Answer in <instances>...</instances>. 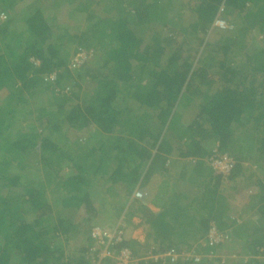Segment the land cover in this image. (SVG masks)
I'll return each instance as SVG.
<instances>
[{"label":"trees","instance_id":"1","mask_svg":"<svg viewBox=\"0 0 264 264\" xmlns=\"http://www.w3.org/2000/svg\"><path fill=\"white\" fill-rule=\"evenodd\" d=\"M24 1L0 0V91L9 76L18 81L0 92V264H95L83 248L65 253L63 241L91 239L88 225L102 214L94 200L112 187L140 201L157 168L169 182L176 147L196 158L191 169L170 191L161 185L160 215L137 209L155 232L152 251L197 246L199 262L173 264H226L215 252L229 244L248 255L244 264H264V0H53L47 17L31 1L21 38L11 27ZM216 19L228 26L213 27ZM79 48L91 55L70 68ZM51 71L55 81L43 84ZM148 116L158 135L146 133ZM213 147L234 158L226 176L205 164ZM235 193L248 206L232 217ZM211 222L225 240L199 245ZM121 246L134 256L146 247Z\"/></svg>","mask_w":264,"mask_h":264},{"label":"crops","instance_id":"2","mask_svg":"<svg viewBox=\"0 0 264 264\" xmlns=\"http://www.w3.org/2000/svg\"><path fill=\"white\" fill-rule=\"evenodd\" d=\"M20 3H18L17 6H20L21 5ZM27 4H28V2H27ZM19 8H18V10H19ZM26 10H27V7H26L25 11H24V9H21L19 11H21L22 13L23 12L25 13ZM24 13L21 16H24ZM13 16H14V14H13ZM21 18H19V17H17V19L14 18L12 26L14 25V23H16L20 20V21H22L21 26H23V28H24L25 24L23 23L24 21ZM17 83H18V81H16V79L12 75L9 76V83H7V80H6V82H3L0 92L6 93V88L8 86L15 87V85ZM15 90H16V87H15ZM121 96H123V95H121ZM39 97L41 100H44L42 92L39 93ZM120 98H122V97H120ZM122 99H124V98H122ZM32 105H33V103L31 104V106ZM119 105L121 108V104H119ZM122 107H124V104ZM133 114H136V113L134 112ZM145 119L147 120V123L145 125L146 133L158 135L160 133V128L162 126L160 124V122L155 117H152V116H148ZM25 123L28 124L27 121ZM29 123L34 124L36 126L38 124V122L34 121V120L32 122H29ZM167 127L163 126L162 131L164 132L165 128L168 129ZM148 136L149 135H146V137H144L142 141H148L149 140V143H147L149 145L152 143H151ZM168 142L172 146L176 145L174 140L171 138L168 140ZM141 144H143V143H141ZM147 144H143V145H147ZM178 148L179 147H176L175 149H173V151L170 154L172 157L170 156L169 157L170 160H168L170 162V167H169L170 169L166 173L169 176V182L163 181L165 178L162 175H160V170L157 168L154 175L150 176L151 177L150 183L153 185L154 190H150V192L148 193L146 188H144L142 190L143 195H140V196L144 197L145 199H142L140 201H139L138 193L135 192L134 190H131L129 192V194L126 195V192L123 189H120V188H123L122 186L117 185V187H115V188L112 187V189L108 193H112V196H113V194H114V196L116 194L117 200H115L114 203L113 202L109 203V202H107L108 197L106 196L103 200L100 201L101 202L100 205L102 207L98 208L97 205L93 204L94 207H96V209L94 211L97 213V215L99 213H102V214H99L100 217L97 216V217L93 218L94 219L93 224H98L99 226H101L105 229L122 228L124 231L125 241H127L128 243H132L133 247H135V246L139 247L142 245L146 246V247L147 246L150 247V245H157V242L153 241V238L155 236V232L153 231L151 225H149L147 222H145L144 216L141 215L142 213H145V212L141 208H140V210H137V209L140 207V205H143L144 209H146L148 212L153 213L154 215H160L162 213L164 206L159 205L160 200L156 199V197H154L155 194L160 193L161 185L165 186L169 191L171 189H173V186L171 187V182L174 181V178L180 176L181 173L184 171V169L187 171L189 169H191L190 166L195 162V159H196L193 157H188V158L177 157V155H175V153H177L179 151L180 148L179 149ZM181 148H182V146H181ZM205 164H207V163H205ZM252 167L254 168V164L252 165ZM256 169H259V168L256 167ZM186 174H188V173L186 172ZM159 185H160V187H159ZM180 185H183V187H185L186 190H188V187H191L188 183H185V182H181ZM155 187H157V188L155 189ZM169 191H167L166 193H164L160 197L161 198L166 197L167 193ZM228 191L229 190H226V187H224L222 192L227 193ZM243 193H245V192L243 191ZM247 202H248V200H246L245 195L242 194L240 196L239 193H235L232 197V206H231L232 208H230L228 210L227 214L229 216L231 215L232 217L237 216L240 211H242V214H244L245 211L247 210V206H248ZM103 213H104V215H103ZM130 213H131V215H130ZM239 219H238V221H239ZM93 224H89L88 226L90 227ZM147 235L150 236V238L147 239ZM86 236H87V233L84 234L85 239H83V237L78 236V238L76 237L77 239L76 238H69L68 240L63 241V245H65L68 248V251H66L65 253H70V251L74 252V250H77L78 248H83V250H85V251H83L84 257L86 256V257H88V259L90 261L96 262L95 264H111L110 263L111 258L109 259V256L102 257L101 246H99L96 242L87 238ZM79 240H83V241H79ZM114 248L115 249L110 250V252L115 253L118 250L119 245L114 246ZM217 249L215 252L216 256H219L220 258H222L223 263L241 264L240 262H236V259L231 260L229 258V256H227V252H229V250L233 251V252L236 250V249L230 248L229 244L224 245L221 248H217ZM141 250L142 249H140V251H139L140 254L146 253V251H141ZM245 256H248V255H245ZM231 258H232V256H231ZM246 260L247 259H244V261H246ZM180 263H182V262H180Z\"/></svg>","mask_w":264,"mask_h":264},{"label":"built area","instance_id":"3","mask_svg":"<svg viewBox=\"0 0 264 264\" xmlns=\"http://www.w3.org/2000/svg\"><path fill=\"white\" fill-rule=\"evenodd\" d=\"M5 15L0 14V19H4ZM225 20L216 19L213 23V27L225 28L227 27ZM91 55L90 50L83 48L77 49L75 54L70 58L68 66L70 68L77 67L89 59ZM34 65H38V61L34 58L29 59ZM56 71H51L43 76V84H51L56 79ZM50 89L54 93H67L69 88L66 86L63 89L50 86ZM212 148L211 155L207 157V164L215 171L226 176L231 167L234 164V158L226 153H219ZM90 238L96 242L102 248L101 255L109 256L114 264H137L140 258L134 256L131 250L125 246H121L124 237L122 228L105 229L99 225H94L89 231ZM225 235L218 231L214 223H210L205 236L200 239L199 245L216 246L225 240ZM119 245L118 250L115 253L110 250L115 249L114 246ZM202 258V254L197 246H192L188 249L176 250L174 248H168L164 251L154 253L152 250H148L141 259L146 263L147 261L157 262L158 264H173L178 260H186L191 262H199ZM259 258L264 260V254L260 253Z\"/></svg>","mask_w":264,"mask_h":264},{"label":"rangeland","instance_id":"4","mask_svg":"<svg viewBox=\"0 0 264 264\" xmlns=\"http://www.w3.org/2000/svg\"><path fill=\"white\" fill-rule=\"evenodd\" d=\"M35 2L36 3V5H38L39 7H41L40 9H43V11H44V16H49V15H51V9L50 8H47L48 7V5L51 7V5H52V2H53V0H28V1H24V2H22L21 3V5L19 6L20 8H19V10H21V9H24V11H25V9H26V5H27V2L29 3V2ZM49 3V4H48ZM52 8V7H51ZM17 11L16 13H14V18H16L17 19V17H19V18H21L22 16V14L24 13H22L21 11ZM1 14V13H0ZM3 14V13H2ZM79 20V19H78ZM21 23H22V21H18V22H16V23H14V25L12 26V31H14L17 35H21L22 37L21 38H23L25 35L24 34H22V31L24 30V28H23V26H21ZM217 30V29H216ZM19 33H21V34H19ZM254 33H256V32H254ZM82 83H84V81H81ZM83 86H84V84H82V88H83ZM82 91H84V90H82ZM42 92V94H43V98L47 95V93H45L44 91H41ZM45 99V98H44ZM30 121V120H29ZM29 121H28V123H29ZM118 133L119 132H117V133H112V135H118ZM72 136V135H71ZM74 137L76 138V132H74L73 131V139H74ZM31 162H32V160H31ZM246 163V162H245ZM244 163V164H245ZM247 164V163H246ZM252 163H249V167L252 169V170H257V171H255L256 172V174L257 175H259V176H262L261 174H260V172L258 171V169H256V167H255V165H254V168L252 167ZM260 170V169H259ZM15 171H17V169L16 168H13V172L15 173ZM30 171H32V172H34V170H32V169H29L28 171H26V172H24V173H29ZM187 172H189V171H187ZM21 173H22V170H21ZM24 173H22L23 175H24ZM28 177H33L34 178V176L33 175H27V176H22V179L21 180H23V179H25V178H28ZM115 200H117V195L115 194V196H114V194H113V196H112V194L110 193L109 194V196H108V200H107V202H115ZM94 204L95 205H97V207L98 208H100V207H102L100 204H101V202L99 201V200H94ZM255 221H257L256 223H258V224H263L262 223V221L260 220V218H257ZM260 222V223H259ZM63 246V251H68V248L65 246V245H62ZM232 253H234V256H232L233 254H227V256H229V258L231 259V260H233V259H236V262H240L241 264H244V259H248V257L247 256H245V254L243 253V252H241L240 251V249L239 250H237V251H234V252H232ZM231 256H232V258H231Z\"/></svg>","mask_w":264,"mask_h":264},{"label":"clouds","instance_id":"5","mask_svg":"<svg viewBox=\"0 0 264 264\" xmlns=\"http://www.w3.org/2000/svg\"><path fill=\"white\" fill-rule=\"evenodd\" d=\"M94 225H98V224H93L92 226H94ZM92 226H91V227H92ZM91 227H89L88 234H89V231H90V228H91ZM110 230H112V229H110ZM122 230H123V229H122ZM123 237H124V231H123ZM124 241H125V239L123 240V242H124ZM123 242H122V243H123ZM125 247H126V246H125ZM147 247H148V248H145L144 250H141V251H146V253H147L148 250H152L153 248H155V245H150V247H149V246H147ZM129 249H130V248H129ZM139 255H140V256H137V255H136V257L140 258V260L137 261V264H139L140 262L143 261V260L141 259V257L144 256L145 253H144V254H140V253H139ZM143 262H144V261H143Z\"/></svg>","mask_w":264,"mask_h":264},{"label":"bare ground","instance_id":"6","mask_svg":"<svg viewBox=\"0 0 264 264\" xmlns=\"http://www.w3.org/2000/svg\"><path fill=\"white\" fill-rule=\"evenodd\" d=\"M230 27V26H229Z\"/></svg>","mask_w":264,"mask_h":264}]
</instances>
